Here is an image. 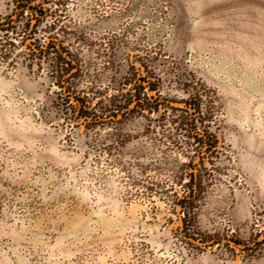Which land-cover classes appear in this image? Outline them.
Masks as SVG:
<instances>
[{
	"label": "rangeland",
	"instance_id": "374dc122",
	"mask_svg": "<svg viewBox=\"0 0 264 264\" xmlns=\"http://www.w3.org/2000/svg\"><path fill=\"white\" fill-rule=\"evenodd\" d=\"M0 264H264V0H0Z\"/></svg>",
	"mask_w": 264,
	"mask_h": 264
},
{
	"label": "trees",
	"instance_id": "16d2710c",
	"mask_svg": "<svg viewBox=\"0 0 264 264\" xmlns=\"http://www.w3.org/2000/svg\"><path fill=\"white\" fill-rule=\"evenodd\" d=\"M138 99V97H137ZM139 100V99H138ZM159 105H163V103H159ZM83 106V104H82ZM141 106H143L141 104ZM83 107H81L80 109V112L78 113V115L80 117H82V115L80 114L82 112V109ZM193 116H194V113H193ZM190 134L193 138L195 139H201L203 141V144L206 146L205 148V151L204 153L207 154L208 152L211 151V149L213 148V145L210 143L211 142V139L206 135H199L198 133L195 132V129L193 127V123L190 122ZM187 168L189 169V173H188V178H189V182H188V196L182 198V199H179L176 204L178 206H180L181 208L184 206L185 203H188V202H191L193 203L195 201V191L198 189V182L196 181V174L194 173V170H195V165H192L191 163L187 166ZM180 234L183 235V237L185 239H188V238H193L192 236H190L188 233H187V229H186V226L183 225L181 230H180Z\"/></svg>",
	"mask_w": 264,
	"mask_h": 264
},
{
	"label": "water",
	"instance_id": "95a60500",
	"mask_svg": "<svg viewBox=\"0 0 264 264\" xmlns=\"http://www.w3.org/2000/svg\"><path fill=\"white\" fill-rule=\"evenodd\" d=\"M191 241V240H190Z\"/></svg>",
	"mask_w": 264,
	"mask_h": 264
}]
</instances>
